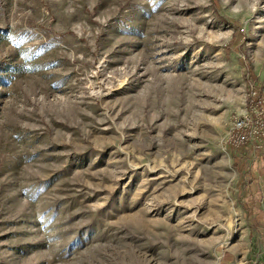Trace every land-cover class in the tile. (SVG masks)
I'll use <instances>...</instances> for the list:
<instances>
[{
  "label": "rangeland",
  "instance_id": "rangeland-1",
  "mask_svg": "<svg viewBox=\"0 0 264 264\" xmlns=\"http://www.w3.org/2000/svg\"><path fill=\"white\" fill-rule=\"evenodd\" d=\"M264 0H0V264H264Z\"/></svg>",
  "mask_w": 264,
  "mask_h": 264
},
{
  "label": "built area",
  "instance_id": "built-area-1",
  "mask_svg": "<svg viewBox=\"0 0 264 264\" xmlns=\"http://www.w3.org/2000/svg\"><path fill=\"white\" fill-rule=\"evenodd\" d=\"M250 96L248 108L232 123L228 141L234 149L258 150L264 143V95L252 90Z\"/></svg>",
  "mask_w": 264,
  "mask_h": 264
}]
</instances>
